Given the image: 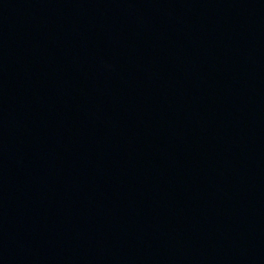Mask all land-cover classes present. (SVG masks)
I'll return each instance as SVG.
<instances>
[{"label": "water", "instance_id": "water-1", "mask_svg": "<svg viewBox=\"0 0 264 264\" xmlns=\"http://www.w3.org/2000/svg\"><path fill=\"white\" fill-rule=\"evenodd\" d=\"M0 264H264V0H0Z\"/></svg>", "mask_w": 264, "mask_h": 264}]
</instances>
